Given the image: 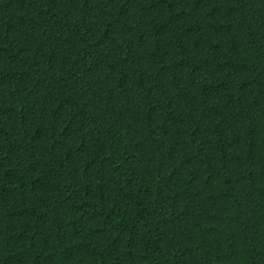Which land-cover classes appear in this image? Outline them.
Here are the masks:
<instances>
[{
    "label": "trees",
    "instance_id": "1",
    "mask_svg": "<svg viewBox=\"0 0 264 264\" xmlns=\"http://www.w3.org/2000/svg\"><path fill=\"white\" fill-rule=\"evenodd\" d=\"M0 264H264V0H0Z\"/></svg>",
    "mask_w": 264,
    "mask_h": 264
}]
</instances>
